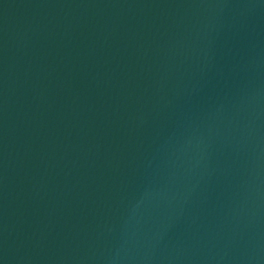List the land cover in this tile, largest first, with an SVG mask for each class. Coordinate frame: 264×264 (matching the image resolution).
<instances>
[{
	"label": "water",
	"instance_id": "95a60500",
	"mask_svg": "<svg viewBox=\"0 0 264 264\" xmlns=\"http://www.w3.org/2000/svg\"><path fill=\"white\" fill-rule=\"evenodd\" d=\"M0 264H264V0H0Z\"/></svg>",
	"mask_w": 264,
	"mask_h": 264
}]
</instances>
